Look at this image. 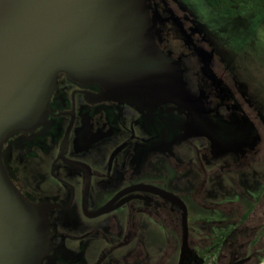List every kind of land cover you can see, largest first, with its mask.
Instances as JSON below:
<instances>
[{
    "label": "flooded vegetation",
    "instance_id": "af4514ba",
    "mask_svg": "<svg viewBox=\"0 0 264 264\" xmlns=\"http://www.w3.org/2000/svg\"><path fill=\"white\" fill-rule=\"evenodd\" d=\"M148 1L158 44L181 62L195 111L105 99L102 86L60 76L45 121L13 135L3 154L22 193L50 206L44 264H171L185 220V264H199L196 244L228 227L215 229L203 210L245 223L255 207L244 221L235 196L264 201V64L252 79L208 51L168 0Z\"/></svg>",
    "mask_w": 264,
    "mask_h": 264
},
{
    "label": "water",
    "instance_id": "95a60500",
    "mask_svg": "<svg viewBox=\"0 0 264 264\" xmlns=\"http://www.w3.org/2000/svg\"><path fill=\"white\" fill-rule=\"evenodd\" d=\"M148 0H0V264H44L50 206L11 179L4 146L42 124L61 75L105 99L195 111L179 60L162 51ZM187 221L179 264L188 259ZM238 261L234 264H243Z\"/></svg>",
    "mask_w": 264,
    "mask_h": 264
},
{
    "label": "rangeland",
    "instance_id": "374dc122",
    "mask_svg": "<svg viewBox=\"0 0 264 264\" xmlns=\"http://www.w3.org/2000/svg\"><path fill=\"white\" fill-rule=\"evenodd\" d=\"M168 2L175 14L183 18L187 27L191 31H195L194 36L200 40V43L208 51L212 49L216 53L235 61L236 65L242 67L241 71L244 74L251 75L252 79L256 78L253 76V70L258 69V64H264V16L260 18L250 11H246L235 18H230L226 15L217 14L207 7L204 0H192L189 3H184L181 0H168ZM251 7L252 5H250ZM261 81L259 93L261 99H264V75H262ZM235 197L234 202L239 204L244 212H247L252 206L255 207L254 212L251 214V221L240 222L241 217L238 218L237 215L235 217H224L220 212L214 210L202 211L204 216H208L209 224H216L215 229H217V226L226 227L228 225L227 228L233 230L229 240L224 242L215 264L234 263L236 257L231 259L232 250L241 244H247L242 248L241 258L249 256L251 252L247 242L250 240L247 237L248 234L256 227L259 228L260 232H264V201L263 203H255V199L248 201L238 196ZM227 221H230V224ZM211 232H214V230L212 229ZM262 237L263 242L264 236L262 235ZM209 244L211 243L203 242L196 245L203 249ZM173 246L174 248L171 249V264H178L181 243H175ZM249 264H264V261L259 263L257 259H253Z\"/></svg>",
    "mask_w": 264,
    "mask_h": 264
},
{
    "label": "trees",
    "instance_id": "16d2710c",
    "mask_svg": "<svg viewBox=\"0 0 264 264\" xmlns=\"http://www.w3.org/2000/svg\"><path fill=\"white\" fill-rule=\"evenodd\" d=\"M182 1L189 3L192 0ZM204 3L216 13L226 15L230 18H235L239 14L250 9L256 12H264V0H204ZM250 5H252L251 8ZM251 211L252 210L246 213L243 218L244 221L249 217ZM258 230V228H253L250 231V234H248V239L250 240L247 242L250 246L251 252L249 256L241 258L242 248L244 245L247 246V244H241L232 250L231 259L236 257V261L234 263L243 260V264H249L253 259H257L259 263L264 261V241L262 242V235L264 236V232H260ZM232 231L233 230L229 228L219 229L218 239L215 242H209L211 244L206 245L203 249H201L199 264H215L220 255L221 249L223 248L224 238L232 234Z\"/></svg>",
    "mask_w": 264,
    "mask_h": 264
}]
</instances>
